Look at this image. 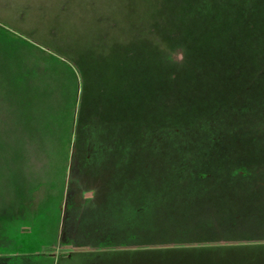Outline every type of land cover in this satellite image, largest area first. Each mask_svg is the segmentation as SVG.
<instances>
[{
  "label": "rangeland",
  "instance_id": "rangeland-1",
  "mask_svg": "<svg viewBox=\"0 0 264 264\" xmlns=\"http://www.w3.org/2000/svg\"><path fill=\"white\" fill-rule=\"evenodd\" d=\"M0 43L41 71L8 93L11 143L45 163L16 150L29 251L164 264L230 238L223 182L264 167V0H0Z\"/></svg>",
  "mask_w": 264,
  "mask_h": 264
},
{
  "label": "crops",
  "instance_id": "crops-1",
  "mask_svg": "<svg viewBox=\"0 0 264 264\" xmlns=\"http://www.w3.org/2000/svg\"><path fill=\"white\" fill-rule=\"evenodd\" d=\"M1 44L0 89L8 98L4 96L0 99V264H84L85 256L82 253L49 256L27 249L30 241L24 233L30 230L23 227L25 222L21 201L24 196L16 190V176L30 175L31 165H27L28 171L25 170L23 174L22 166H19L22 160L11 143L10 132L16 116H13L15 105L8 93L9 89L20 86L15 78L17 70H21L20 74L25 79L21 85L31 82L32 72L39 75L41 71H37L40 64L32 56L33 51L28 45L16 44L12 49L19 53H15ZM14 55L17 58H13ZM31 151L30 144H24L17 150L25 152V157H29L32 164L38 163L39 168L43 167V161L31 159ZM230 176L231 179L223 182V187L228 193L225 195H230L232 214L217 221L219 225H227L225 230L231 233L230 238L168 245L151 249L149 253L162 256L176 254L171 259L167 258L164 264H264V167L249 168ZM123 243L119 241V245L107 247L94 257H90L92 251H88L86 264L98 261H102V264H123L127 260L126 255L143 256L142 249L129 252L128 246ZM93 253L95 255L97 252ZM157 259L162 264L161 259Z\"/></svg>",
  "mask_w": 264,
  "mask_h": 264
}]
</instances>
